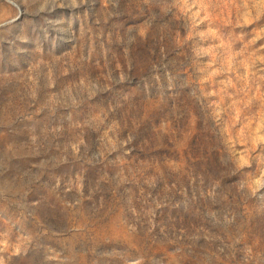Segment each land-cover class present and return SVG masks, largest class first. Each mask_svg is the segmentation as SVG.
Returning <instances> with one entry per match:
<instances>
[{"label": "rangeland", "instance_id": "1", "mask_svg": "<svg viewBox=\"0 0 264 264\" xmlns=\"http://www.w3.org/2000/svg\"><path fill=\"white\" fill-rule=\"evenodd\" d=\"M0 264H264V0H0Z\"/></svg>", "mask_w": 264, "mask_h": 264}]
</instances>
